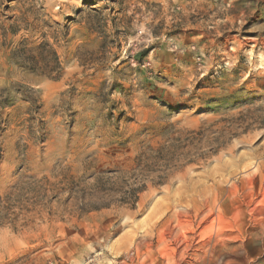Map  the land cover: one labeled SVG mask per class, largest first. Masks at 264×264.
Returning <instances> with one entry per match:
<instances>
[{"label": "rangeland", "instance_id": "1", "mask_svg": "<svg viewBox=\"0 0 264 264\" xmlns=\"http://www.w3.org/2000/svg\"><path fill=\"white\" fill-rule=\"evenodd\" d=\"M0 264H264V0H0Z\"/></svg>", "mask_w": 264, "mask_h": 264}]
</instances>
